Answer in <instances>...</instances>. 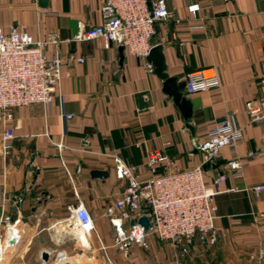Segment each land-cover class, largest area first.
<instances>
[{"label":"crops","instance_id":"1","mask_svg":"<svg viewBox=\"0 0 264 264\" xmlns=\"http://www.w3.org/2000/svg\"><path fill=\"white\" fill-rule=\"evenodd\" d=\"M167 3L174 17L157 22L150 39L152 46L162 45L167 74L185 83L188 73L213 68L220 80L218 87L192 94L183 88L191 104L187 121L162 91L154 66L148 71L144 59L119 46L105 49L101 39L75 40L80 30L102 23L100 0H47L46 7L37 0H0L1 28L23 27L34 39L54 32L59 42L47 45L46 54L58 51L62 58L52 103L12 109L14 138L0 152V214L19 223L13 226L17 244L2 264H108L107 257L112 264H264V190L253 191L264 187V119L251 121L247 113L264 71V0ZM190 3L200 5L193 17ZM227 117L242 128L234 149L242 176L231 175L227 146L204 165L206 184L226 175L214 197L216 243L204 247L195 241L181 255L170 242L147 237L146 247L119 251L111 225L118 213L109 211L126 183L115 176L112 154L136 164L141 180L149 176V148L191 167L201 161L198 146L207 132ZM186 122L194 127L195 143ZM163 140L170 144L162 147ZM91 170L108 175L92 177ZM78 204L93 219L92 231L80 229L85 244L66 229L67 208Z\"/></svg>","mask_w":264,"mask_h":264},{"label":"built area","instance_id":"2","mask_svg":"<svg viewBox=\"0 0 264 264\" xmlns=\"http://www.w3.org/2000/svg\"><path fill=\"white\" fill-rule=\"evenodd\" d=\"M149 3V4H148ZM200 9L199 3L187 5L192 17ZM102 23L80 30L75 40L101 39L105 49L122 46L131 55L144 59L148 71L153 65L147 60L152 47L151 37L155 34V24L174 17L167 0H100ZM178 22L179 19L175 18ZM58 37L50 32L46 39H34L23 27H0V152L4 155L14 138L12 109L32 104L49 106L59 90L62 80V58L58 51L51 57L46 54L47 45H57ZM83 61L82 58H76ZM220 85L219 77L213 68L200 69L188 73L184 91L192 94ZM251 121L264 119V71L259 76V96L247 106ZM67 118L71 114L66 115ZM242 138V128L237 127L227 117L215 122L207 132L198 150L202 158L200 163L191 167H182L173 157L160 148H149L145 153L144 165L149 176L141 180L138 167L124 162L118 155L112 154L116 178L126 183L121 197L115 201L110 214L118 215L111 219L114 229V246L126 253L127 246L146 247L147 237L168 241L178 247L181 255L197 241L201 246H213L217 241L215 227L214 197L218 187L226 181L225 174L213 178L210 184L204 181V165L216 159L219 149L227 146L232 149L228 162L233 177L242 176L241 163L236 156L235 146ZM162 141V147L169 145ZM58 150L63 141L55 143ZM264 190L263 186L253 187L256 195ZM70 223H74L83 233L92 231L93 219L81 204L68 207ZM149 220L146 232L137 224L140 217ZM133 220V225L130 221ZM11 218L0 214V264L6 259L8 239L16 231ZM11 224V226H10ZM68 224V225H69ZM66 225V229H68ZM105 249V248H103ZM263 253L259 254V258ZM107 263L112 261L107 257Z\"/></svg>","mask_w":264,"mask_h":264},{"label":"water","instance_id":"3","mask_svg":"<svg viewBox=\"0 0 264 264\" xmlns=\"http://www.w3.org/2000/svg\"><path fill=\"white\" fill-rule=\"evenodd\" d=\"M37 3L40 7H46L47 0H37ZM122 49H123L122 46H119L120 52H122ZM147 58L150 61V63L154 66V74L162 81V91L172 99L175 106L180 110L184 120L187 121L191 116V104L189 99L186 98V96L183 93L184 82H177L176 77L169 76L165 71L166 65L162 54V45L161 44L153 45L149 50ZM184 126L190 132L192 142L195 143L196 138L194 134V127L189 122H186ZM90 175L92 177L107 176L108 172L105 170H91ZM133 223H134L133 220H131L130 225H133ZM137 224L140 225L143 228V230L146 232L148 228L149 220L147 217L143 216L138 218ZM68 229L71 234L75 235L73 233L75 229L74 224H69ZM16 244H17V239L15 235L12 234L8 239V246L11 248ZM41 257L42 260H46L47 254L42 253ZM63 264H69V263H63Z\"/></svg>","mask_w":264,"mask_h":264},{"label":"bare ground","instance_id":"4","mask_svg":"<svg viewBox=\"0 0 264 264\" xmlns=\"http://www.w3.org/2000/svg\"><path fill=\"white\" fill-rule=\"evenodd\" d=\"M71 224H74V223H71ZM73 233L75 234L76 237L79 238V240H81V242L83 244H85L84 235L80 234V228L79 227L75 226V229H74Z\"/></svg>","mask_w":264,"mask_h":264}]
</instances>
